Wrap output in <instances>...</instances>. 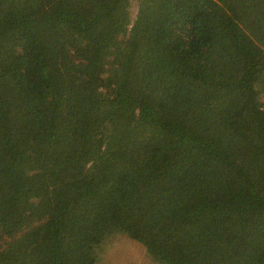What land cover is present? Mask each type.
I'll return each mask as SVG.
<instances>
[{"label": "trees", "instance_id": "obj_1", "mask_svg": "<svg viewBox=\"0 0 264 264\" xmlns=\"http://www.w3.org/2000/svg\"><path fill=\"white\" fill-rule=\"evenodd\" d=\"M264 264V0H0V264Z\"/></svg>", "mask_w": 264, "mask_h": 264}, {"label": "rangeland", "instance_id": "obj_2", "mask_svg": "<svg viewBox=\"0 0 264 264\" xmlns=\"http://www.w3.org/2000/svg\"><path fill=\"white\" fill-rule=\"evenodd\" d=\"M98 264H148L149 255L137 241L124 235L114 238L103 250ZM151 264V263H150Z\"/></svg>", "mask_w": 264, "mask_h": 264}]
</instances>
